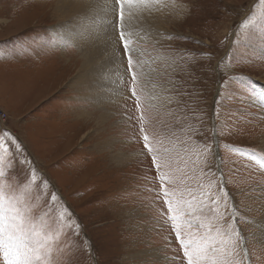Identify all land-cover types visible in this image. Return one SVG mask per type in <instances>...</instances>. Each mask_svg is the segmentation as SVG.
<instances>
[{
  "label": "rangeland",
  "instance_id": "rangeland-1",
  "mask_svg": "<svg viewBox=\"0 0 264 264\" xmlns=\"http://www.w3.org/2000/svg\"><path fill=\"white\" fill-rule=\"evenodd\" d=\"M180 4L177 19L172 7L157 14L165 18L159 43L143 45L152 57H165L152 64V84L165 97L155 102L163 106L148 113L149 134L169 150L168 171L182 180L176 187L185 200L203 198L211 205L220 188L228 191L229 203L243 210V264H264L258 227L264 204L252 190L264 186L258 167L264 158V102L256 88L264 85V0ZM55 5L56 0H0V129L19 138L25 155L83 226L71 251L67 237L53 244V258L173 264L169 258L176 256L178 264L182 251L170 222L160 216L163 201L151 156L135 123L122 122L133 102L95 107L79 100L85 92L69 86L83 59L51 31ZM20 159L13 160L10 175L22 172ZM219 211L224 218L215 225L233 222L223 203ZM80 240L82 250L74 246Z\"/></svg>",
  "mask_w": 264,
  "mask_h": 264
},
{
  "label": "snow or ice",
  "instance_id": "snow-or-ice-1",
  "mask_svg": "<svg viewBox=\"0 0 264 264\" xmlns=\"http://www.w3.org/2000/svg\"><path fill=\"white\" fill-rule=\"evenodd\" d=\"M169 7L178 5L175 0H85L82 16L91 22L89 28L70 32L61 38V43L63 47L82 43L99 47L101 54L93 73L96 79L87 87L91 91L94 86L99 89L104 86L102 82H107L113 86L112 96L133 102L132 107L125 108L122 122L130 127L135 123L143 148L151 156L160 185L158 199L163 201L160 216L170 222L179 243L177 251H182L178 264H243L240 249L247 254L248 240L238 226L243 210L229 203L230 194L225 188H220L211 198V205L203 198L199 202L195 197L185 200L184 193L176 187L182 180L168 171L169 150L162 147L163 141L155 134H149L152 117L148 113L163 106L155 103L161 97L152 84L151 74L156 71L152 64L165 57H152L143 45L152 35L151 21ZM253 20L250 17L245 24ZM82 99L87 102L89 97ZM164 103H171V99ZM25 153L18 137L7 129H0V264H72L71 258L65 261L53 258V244L61 236L67 237L71 251V242L82 235L83 226ZM19 157L24 168L21 173L10 175L8 170L15 167L13 160ZM258 167L264 175V158ZM252 190L260 193L258 199L264 204V186ZM221 203L230 209L228 215L233 218L226 226L214 224L224 218L219 211ZM83 243L80 240L74 246L82 250ZM169 259L177 264L176 256Z\"/></svg>",
  "mask_w": 264,
  "mask_h": 264
},
{
  "label": "bare ground",
  "instance_id": "bare-ground-1",
  "mask_svg": "<svg viewBox=\"0 0 264 264\" xmlns=\"http://www.w3.org/2000/svg\"><path fill=\"white\" fill-rule=\"evenodd\" d=\"M176 1L178 2L176 4L178 5V7L173 8L174 11L172 13V17L174 19L179 18L182 13L180 10V8H182L180 4L181 0ZM84 3L85 0H56V5L53 10V18L57 23L55 24V26L50 27L52 28L51 31L53 32V34H56L57 36L62 38L66 37L70 32L86 31L89 28L91 22L87 19H84L82 16V13L84 11ZM165 10L166 8L163 10V14L165 13ZM157 14L155 16V19L151 21L150 30L152 35L149 38L148 43H150V40L152 42L157 40L160 41L162 39L161 30H165V18L163 17V21H161L157 17ZM51 19L52 18H50V20ZM75 47L80 53L81 59H83V63L81 68L75 75L74 82L71 81V84H74L69 87L75 89L76 91L85 92L82 97H89L88 100H90L93 103L92 105H94L95 107H103L105 104H107V102L109 103L111 101H117L118 99L112 96L111 88L113 86H109L107 82H102L104 86L99 89L95 88L94 86L90 91L87 87V85L89 84H94V81L96 79V76L93 75V73L96 71V65L93 64H96L97 58L101 54L100 48H92L87 43H82L80 46ZM256 88L259 94L260 101L264 102V85H257ZM156 91L160 94L161 99L165 97L163 89L162 87H159V85L156 86ZM82 97H80L79 100H83ZM161 99L155 102L157 103L158 101H161ZM258 227L262 230L260 237L261 239H264V219L259 221Z\"/></svg>",
  "mask_w": 264,
  "mask_h": 264
}]
</instances>
